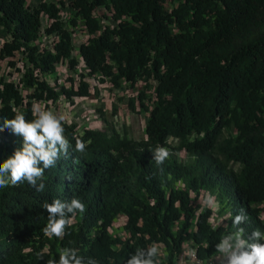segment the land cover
<instances>
[{
	"label": "trees",
	"instance_id": "trees-1",
	"mask_svg": "<svg viewBox=\"0 0 264 264\" xmlns=\"http://www.w3.org/2000/svg\"><path fill=\"white\" fill-rule=\"evenodd\" d=\"M27 1L0 0V28L8 34L0 60L10 67L18 53L26 60H20L21 81L33 92L18 112L32 120V101L58 95L41 76L62 60L70 68L76 63L60 8L51 0L29 8ZM173 1L166 11L165 0H69L70 23L80 18L90 36L79 46L89 74L100 73L114 86L142 81L152 88L151 103L143 91L124 102L130 112H147L143 136L126 139L88 129L79 136L75 125L65 124L72 147L67 158L45 170V190L27 183L0 189V264H43L33 252L48 247L56 259L61 248L70 247L98 264H126L153 243L165 248L160 264H177L188 240L198 256L210 257L223 229L209 227L206 208L193 221L198 205L191 193L201 189L227 200L232 216L246 212V237L255 229L264 232L258 206L264 204V0ZM103 9L116 24H100L93 13ZM42 14L49 20L44 33L51 36L50 48L32 44ZM59 92L68 99L90 96L85 83ZM10 102L20 104V95L11 82L0 81V161L22 144L21 136L3 127L16 113ZM76 139L85 141L83 152L75 150ZM158 146L172 153L161 166L152 158ZM72 198L86 212L77 213L63 240H49L43 235L44 204ZM118 215L125 217L122 236L112 231ZM235 230L230 220L226 232Z\"/></svg>",
	"mask_w": 264,
	"mask_h": 264
},
{
	"label": "clouds",
	"instance_id": "clouds-1",
	"mask_svg": "<svg viewBox=\"0 0 264 264\" xmlns=\"http://www.w3.org/2000/svg\"><path fill=\"white\" fill-rule=\"evenodd\" d=\"M26 63L25 60L23 64ZM0 81L4 83L10 82L3 81V78L0 79ZM12 85L17 89L13 83ZM26 88L29 89V87ZM17 92L20 95L18 89ZM28 94L26 95V105L21 104V95L20 104L16 105V103L10 102L12 110L16 113L12 118H5L3 120V127L9 128L15 135L21 136L22 144L20 147L16 148L11 155L6 157L3 161H0V189L8 186H20L27 183L31 188L42 193L46 188V184L44 183L45 170L55 167L62 155L67 158L69 149L72 145L65 135L64 125L67 123H65L64 116H58L52 111H41L39 109L33 114L30 108L35 118L28 120L23 113L18 112L27 107ZM2 107L3 105L0 104V108ZM67 125H75L77 134L80 136L76 124L71 123ZM2 130L3 128H0V131ZM92 130H96V128ZM123 137L129 139L125 134L120 136V138ZM169 141H171V139ZM86 146L83 139H76V151L83 152ZM171 155L170 149L163 146L156 147L152 152V158L157 166L163 165ZM175 186L181 188L183 184L181 181H177ZM204 195L205 198L209 196L208 200L204 199ZM191 200L198 205L193 221H195L198 214L206 208L209 211V217L207 219L209 227L212 230L223 229L222 237L214 246L215 253L218 254L215 257L217 264H264V232L255 229L246 237L245 229L241 225L248 221V216L243 209L235 216H232L230 214L229 202L224 199L220 200L216 194H212L207 189H201L198 194L191 193ZM220 201L222 202L221 204L218 203ZM258 206L260 208L259 214L261 220L264 221L262 218L263 215L261 214V209L264 208V204H258ZM44 209L47 211V224L43 228V235L49 240L53 238L63 240L64 237L68 235L67 230L74 224L77 213L84 214L86 212V205L78 198H72L70 201L55 199L51 203H45ZM213 213L217 215V218L221 219V223L211 224L209 219ZM230 220L236 230L227 233L226 231ZM115 221H118L119 225L115 226ZM124 224L125 217L123 215H118L112 224L113 233L122 236ZM184 243H188L189 245L192 243V245L195 246L191 240L185 241L183 244ZM162 247L163 246L158 243H153L147 248H139L134 254L130 255L126 260V264H160V257L163 255ZM29 251L32 252L31 249ZM33 255L38 262L43 261V264H98V261L94 258H85L78 254L77 249L70 247L61 248L58 259L54 258V254L50 247L34 251ZM190 255L195 257V251L191 252ZM45 256L49 258L45 260Z\"/></svg>",
	"mask_w": 264,
	"mask_h": 264
},
{
	"label": "built area",
	"instance_id": "built-area-1",
	"mask_svg": "<svg viewBox=\"0 0 264 264\" xmlns=\"http://www.w3.org/2000/svg\"><path fill=\"white\" fill-rule=\"evenodd\" d=\"M51 1L53 3H55L58 8L60 7L59 4L57 3L58 0H51ZM70 11H72V9H70ZM109 13H110V17H111V11H109ZM60 15H61V13H60ZM93 15L96 18L95 12L93 13ZM43 19L46 21V25L43 24V22H42ZM111 19H112V17H111ZM76 21H77V23L82 24V20L80 18L77 17ZM63 22H64V20H63ZM116 23H117V21H113V24H109V25L106 24V25L112 26ZM48 24H49V20L47 18V15L42 14L41 15V29H40L38 38H39L40 34H42V36L48 40V43H47L48 46L43 47V48H50V45H51V43H50L51 36H48L44 33V28ZM89 37L90 36L88 35L87 31L85 30L84 40L79 42L77 47H74L72 39H71V45H72V49H73L71 52V58L75 61L76 64L74 65L73 68H70V67H67V68L69 70L74 71L75 75L71 76L72 79H69L67 84L64 83L61 86H59L56 83V85H58L56 87L53 85L52 86L49 85L54 91L58 92L57 97L54 100L34 101V102H32L31 107H30L33 114H35L37 109H39L41 111H52L55 114H57L58 116H64L65 121H66L65 123H67V124L72 123V124L77 125L78 132L80 135L82 134L81 132L83 129H91L92 130V129H94V127H97L98 125L103 124V122H102L101 118L93 115V111L89 110L88 108H84V110L86 111L85 114L86 115L88 114L89 116H87L84 120H79L78 119L79 111H78L77 105L79 102L81 103L83 100H88V98L86 99V98H82V97H78V96H72L70 99H68L64 94L60 93L59 90H60V87H64L67 90L76 91L78 89L80 83H85L87 86V92L91 96L92 94H94V90H95L94 87L98 88V87H101L103 85V82L101 83V82H99V80L101 79L103 81L104 79H108L106 77H103L100 73L90 75L89 69L87 68L86 64L84 63V61H83V59L79 53L80 44L86 42ZM34 42L32 43L33 45H34ZM74 51L76 53L75 58L72 56V53ZM18 54H20L22 56L21 60L24 62L25 59H24L23 55L21 53H18ZM62 64H65V66H66L67 60H62L61 62L56 64L55 71H56L57 66L62 65ZM8 69H9V67H8ZM7 71H8V75L3 77V81H10L16 86V88L18 89V91L20 92V95L22 97L21 104L26 105V95L29 92H32L33 88L27 89L24 86L23 82L21 81L22 77H23V73H24L23 64L21 66H19V68H17L16 73H12V72H10V70H7ZM53 73H50V72L44 73L40 79L44 80L46 82V77H48V76L53 77ZM139 82L140 81L136 82L134 85L131 86L130 83L122 81L121 85L123 84L124 86H126L128 88V92L131 91L130 94L133 93L131 95V97H135L138 95V93L140 91V90L138 91V89H135L137 87L136 84ZM153 85H154V83H153ZM135 91H137V92H135ZM96 94H97V92H96ZM100 95L101 94H98V99L101 97ZM78 99H80V100L78 102H76V100H78ZM74 101H75V104H73ZM95 102H98V100H96L92 103L90 102L89 106H91ZM102 118L104 119V121L110 122L111 125H113V127L115 128V130L118 133V130L120 129L119 127H121V125L123 123V117H122V114H119V111L117 113L116 112L113 113L110 108H106L103 112ZM126 118H127V116H126ZM119 136H122V133H120ZM214 215H215V213H213V215L209 219L211 224L213 225V224L221 223V219L217 218V215H215V216ZM114 225L115 226L119 225L118 221H115ZM162 251H163V255L160 257V260H164V258L166 256V253H165L163 247H162ZM193 251H195V253H196V248H195V246L192 245V243H191V245H189L188 243H184L182 245L179 253L175 257V261L177 262V264H217V262L215 260V257L218 255L217 253H215L213 256H211L209 258H201L200 256L197 255V253H196L195 257H192L190 255V253Z\"/></svg>",
	"mask_w": 264,
	"mask_h": 264
},
{
	"label": "rangeland",
	"instance_id": "rangeland-1",
	"mask_svg": "<svg viewBox=\"0 0 264 264\" xmlns=\"http://www.w3.org/2000/svg\"><path fill=\"white\" fill-rule=\"evenodd\" d=\"M39 1L40 0H28L27 6L29 8H34L37 6ZM62 1H64L65 5L59 4L60 6L59 8H60L61 17L65 22L63 25L65 29L69 32L70 38L72 39L74 47H77L79 42L84 40L86 29L83 26H81V23H77V25L75 26L70 23V19L73 17V12L70 11L69 9L70 8L68 5L69 0H62ZM174 4H175V1L173 0H165L163 7L167 11L171 9V7H173ZM95 16L101 25L113 24V20L110 17V13L106 9L95 11ZM42 22L44 25H46V21L44 19ZM7 37H8V34H6V32L3 29H0V44L5 39H7ZM47 43H48V40L45 39L42 36V34H40L39 38L34 42V45L37 48H43V47L48 46ZM75 55L76 53L74 51L72 53V56L75 58ZM21 59H22V56L20 54H17L16 57L13 59L15 62V66H11V67H9L5 61H0V79L8 75L7 70H10V72L12 73H16L17 72L16 68H19V66L22 65V63L19 61ZM67 67L68 66L67 65L65 66V64L58 65L56 68V71L53 73V77L52 76L46 77V82L50 86L53 85L55 87L58 85L61 86L64 83L67 84L69 79H72L71 76L75 75V72L72 70H69ZM99 82L101 83L103 82V85L98 88L94 87L95 90H94V94L91 95L92 97L90 96L88 100L82 99L83 101L81 103L80 102L78 103L77 105V108L79 111L78 119L84 120L87 116H89L88 114L87 115L85 114L86 111L84 110V108H88L89 110L93 111V115L101 118L103 122V124L98 125V127H94L96 128V130L107 132V133H110L112 131L117 133L113 125H111V123L108 121H104V119L102 118L104 110L106 108H110L113 113L114 112L117 113L119 111V114H122V117H123V123L121 127H119L120 129L118 130V134L120 133L123 134L124 132L128 138H135L138 140L141 139L143 136L144 121L147 118L146 111L140 110L138 112L137 111L130 112L124 105L125 100L135 99L136 96L131 97L133 93L130 94L131 91L128 92V88L124 86L123 84L119 86H114V84H112V82L109 81L108 79H104L103 81L100 79ZM56 83L58 85H56ZM136 85L137 87L135 89H138V91L140 90L144 92V96H145L144 101L146 100V103L150 102L151 95H152V91H151L152 88H147L145 83L142 81H140ZM98 94H101L100 95L101 97L99 99H98ZM79 100L80 99L76 100V102H78ZM96 100H98V102H95L91 106H89L90 102L92 103ZM73 104H75V101ZM182 156L185 157V160L188 159L186 158L187 155H185L184 153L182 154ZM208 197L209 196L205 198V195H204V199L208 200ZM218 203L221 204L222 202L220 201ZM261 212H262L261 214L263 215L262 218L264 219V208L261 209Z\"/></svg>",
	"mask_w": 264,
	"mask_h": 264
}]
</instances>
